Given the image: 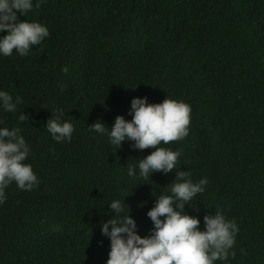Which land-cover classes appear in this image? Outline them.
<instances>
[{"label":"trees","instance_id":"1","mask_svg":"<svg viewBox=\"0 0 264 264\" xmlns=\"http://www.w3.org/2000/svg\"><path fill=\"white\" fill-rule=\"evenodd\" d=\"M19 19L49 36L26 56L0 55V89L22 100L0 110V126L21 128L39 183L5 188L0 264H105L100 223L113 199L150 234L146 212L175 170L130 178L128 165L152 149L113 145L88 127L130 120L131 99L144 96L190 105L187 135L158 147L178 151L194 182L207 178L184 205L201 229L217 209L238 226L234 255L214 264H264V0H42ZM59 112L74 127L62 142L44 126Z\"/></svg>","mask_w":264,"mask_h":264},{"label":"clouds","instance_id":"2","mask_svg":"<svg viewBox=\"0 0 264 264\" xmlns=\"http://www.w3.org/2000/svg\"><path fill=\"white\" fill-rule=\"evenodd\" d=\"M41 2L0 0V32H6L0 35V55L10 56L15 50L18 55L26 56L32 45L40 44L49 36L46 25L19 19V15L25 17ZM61 71L67 72V66ZM21 102L20 96L14 98L8 91L0 89V110L15 112ZM190 111V105L168 96L158 103L148 102L146 96L133 97L130 120L117 115L111 127L99 119L88 125L90 131L105 134L113 145L120 147L124 141H133L132 148L152 149L135 165H128L130 178H150L154 171L168 173L175 170V179L166 185L167 193L153 196L154 204L146 212L152 222L149 235L138 234L130 209L127 213L124 211V200L113 199L107 203L114 215L100 223L101 234L109 239L105 264H214L234 255L229 251L238 232L234 220L226 219L217 209L203 216L201 229L200 219L184 210L186 203L191 204L189 202L196 194L205 191L207 178L201 177L194 182L190 171L176 166L178 151L158 147L161 142L168 144L187 135ZM63 115V112L51 114L44 124L57 142L69 140L74 130L70 121L61 119ZM17 119L24 121L28 118L22 113ZM3 123L0 120V125ZM21 132L18 126H0V204L6 199L5 188L10 183L15 182L19 189L26 191L39 183L32 165L25 162L30 146Z\"/></svg>","mask_w":264,"mask_h":264}]
</instances>
